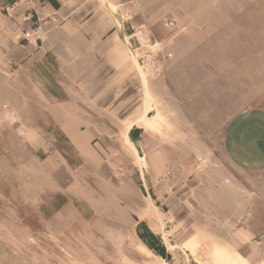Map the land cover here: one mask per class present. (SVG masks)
<instances>
[{"label":"rangeland","instance_id":"374dc122","mask_svg":"<svg viewBox=\"0 0 264 264\" xmlns=\"http://www.w3.org/2000/svg\"><path fill=\"white\" fill-rule=\"evenodd\" d=\"M103 1L134 67L100 100L0 50V264H198L238 240L264 255V170L227 135L264 124V0Z\"/></svg>","mask_w":264,"mask_h":264},{"label":"crops","instance_id":"0c3cea01","mask_svg":"<svg viewBox=\"0 0 264 264\" xmlns=\"http://www.w3.org/2000/svg\"><path fill=\"white\" fill-rule=\"evenodd\" d=\"M12 1L0 0V50L13 67L45 61L53 64L63 71L78 97L87 102L104 98L130 75L133 61L123 51L120 27L103 0H33L35 6L46 13L41 18L40 40L35 47L27 46L20 39L21 33L31 25L25 19L24 1L19 0L12 18L2 14L4 6ZM258 119L260 117L253 120L244 117L228 129L232 143L228 155L242 169L264 170V124L260 126ZM255 131L260 133L261 151H248L245 145L250 143ZM260 187H264V183ZM254 243L222 242L215 244L208 255L196 248V253L202 255L198 264H229V260H222L218 255L216 260L214 254L219 251L228 253L231 264H264L261 247L257 240Z\"/></svg>","mask_w":264,"mask_h":264},{"label":"built area","instance_id":"2783aa9c","mask_svg":"<svg viewBox=\"0 0 264 264\" xmlns=\"http://www.w3.org/2000/svg\"><path fill=\"white\" fill-rule=\"evenodd\" d=\"M20 5V1H13L11 4L4 7L3 11L7 17H12L15 14V10ZM32 11V13H30ZM30 14H27L26 20H31L34 22L32 26H30L27 30L23 31V38L26 40L27 44L35 45L38 44L37 41L40 40V22L39 18L37 17V13L34 10H30Z\"/></svg>","mask_w":264,"mask_h":264}]
</instances>
